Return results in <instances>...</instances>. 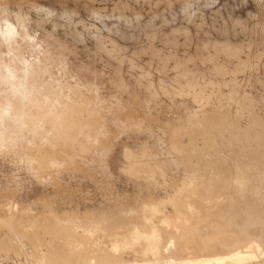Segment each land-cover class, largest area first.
Returning <instances> with one entry per match:
<instances>
[{"label": "rangeland", "instance_id": "rangeland-1", "mask_svg": "<svg viewBox=\"0 0 264 264\" xmlns=\"http://www.w3.org/2000/svg\"><path fill=\"white\" fill-rule=\"evenodd\" d=\"M0 76V264L49 263L82 239L118 259H84L80 247L63 264H143L120 241L159 217L177 221L167 200L179 187L194 192L181 193L185 218L216 225L202 222L225 210L207 181L215 160L228 215L264 208V0H0ZM49 223L77 239L39 227ZM257 249L246 264H264Z\"/></svg>", "mask_w": 264, "mask_h": 264}, {"label": "bare ground", "instance_id": "bare-ground-1", "mask_svg": "<svg viewBox=\"0 0 264 264\" xmlns=\"http://www.w3.org/2000/svg\"><path fill=\"white\" fill-rule=\"evenodd\" d=\"M5 34H7V35H10L11 34V32H9V31H6L5 32ZM16 53V52H15ZM37 67V66H36ZM27 68V67H26ZM31 68V67H30ZM4 71V70H3ZM26 71V70H25ZM18 72V71H17ZM4 74H5V72H4ZM20 74V73H19ZM15 75V74H14ZM29 75V74H28ZM27 75V76H28ZM2 76V78H3V75H1ZM0 76V77H1ZM6 76V75H5ZM7 78V77H6ZM3 80H4V78H3ZM7 80H8V82H9V79L7 78ZM14 80V79H13ZM13 80H11V81H13ZM27 80V79H26ZM1 81V83L3 82L2 80H0ZM5 81H6V79H5ZM4 81V82H5ZM8 82H6L7 84H8ZM12 83V82H11ZM10 83V84H11ZM20 83V82H19ZM25 83V82H24ZM32 83V82H31ZM55 83V82H54ZM18 84V83H17ZM16 83H15V85H17ZM9 85V84H8ZM7 85V86H8ZM32 85V84H31ZM21 85L19 84V88L21 89V87H20ZM5 87V86H4ZM13 87H15V86H13ZM30 87H32V86H30ZM33 87H34V84H33ZM46 87V86H45ZM12 88V87H11ZM17 88H18V86H17ZM17 88H15L16 90H17V93H18V90L19 89H17ZM29 88V87H28ZM49 88V87H48ZM14 89V90H15ZM41 89V88H40ZM43 89H44V87H43ZM8 90H10V89H8ZM27 90V89H26ZM32 90V89H31ZM31 90H29V92L31 93ZM37 91V90H36ZM13 93V92H12ZM16 93V92H15ZM27 93V92H26ZM29 93V94H30ZM45 93V92H44ZM9 94H10V91H9ZM24 94V93H23ZM34 94V93H33ZM43 94V93H42ZM49 94V93H48ZM11 95V94H10ZM15 95V94H14ZM16 95H18V94H16ZM50 95V94H49ZM9 96V95H8ZM20 95H18L17 97H19ZM27 96H28V94H27ZM38 96V95H37ZM15 97V96H14ZM16 97V98H17ZM44 97V96H43ZM46 97V96H45ZM6 98V97H5ZM19 98H21V97H19ZM27 98V97H26ZM52 98V97H51ZM7 99V98H6ZM25 99V98H24ZM39 99H41L42 100V98H39ZM19 100V99H18ZM46 100V99H45ZM52 100V99H51ZM60 100V99H59ZM7 101V100H6ZM12 101V100H11ZM20 101H21V99H20ZM26 101V100H25ZM18 102V101H17ZM28 102H29V100H28ZM27 102V103H28ZM39 102V101H38ZM52 102V101H51ZM29 103H31V102H29ZM33 103V102H32ZM44 103V102H43ZM0 104H2V106H1V109H0V111L3 109L2 107H5L4 105V103H0ZM7 104V103H6ZM20 104V103H19ZM46 104V103H45ZM69 104V103H68ZM9 105V104H8ZM11 105V104H10ZM18 105V104H17ZM28 105V104H27ZM33 105V104H32ZM44 105V104H43ZM42 105V106H43ZM23 106V105H22ZM26 106V105H25ZM36 106H38V105H36ZM50 106V105H49ZM54 106V105H53ZM67 106V105H66ZM30 107V106H29ZM39 107V106H38ZM45 107V106H44ZM60 107V106H59ZM58 107V108H59ZM64 107V106H63ZM68 107V106H67ZM18 108V107H17ZM51 108V107H50ZM65 108V107H64ZM9 109V108H8ZM10 109H12V107H10ZM16 109V108H15ZM14 109V110H15ZM29 109V108H28ZM47 109H48V107H47ZM54 110V108H51V110ZM55 109H57L56 107H55ZM69 109V108H68ZM19 111V110H18ZM33 111V110H32ZM57 111H59V110H57ZM62 111V110H61ZM64 111V110H63ZM2 112V111H1ZM23 112V111H22ZM54 112V111H53ZM70 112V111H69ZM6 113H8V111L6 112ZM15 113V112H14ZM17 113V112H16ZM45 113V112H44ZM48 113V112H47ZM46 113V114H47ZM55 113V112H54ZM61 112H59L58 114H60ZM30 114V113H29ZM216 114H218V113H216ZM216 114L213 116L214 118H215V120H217V118H216ZM220 114V113H219ZM15 115H17V114H15ZM25 115V114H24ZM37 115V114H36ZM48 115V114H47ZM54 115V114H53ZM53 115H52V117H53ZM66 115V114H65ZM42 116V115H41ZM59 116V115H58ZM61 116H62V114H61ZM218 116V115H217ZM223 116V115H222ZM31 117V116H30ZM63 117V116H62ZM65 117V116H64ZM22 118V117H21ZM24 118V117H23ZM61 118V117H60ZM68 118V117H67ZM214 118H212V119H214ZM219 118V117H218ZM1 119H3V118H1ZM31 119H32V117H31ZM38 119V118H37ZM54 120H55V118H53ZM63 119V118H62ZM72 119V118H71ZM222 119V118H221ZM29 120V119H28ZM57 120V119H56ZM65 120V119H64ZM73 120V119H72ZM208 120V119H207ZM223 120V119H222ZM43 121V120H42ZM50 121V120H49ZM52 121V120H51ZM61 121V120H60ZM69 121H70V119H69ZM206 121V120H205ZM210 121H212V120H210ZM31 123H32V121H30ZM38 122V121H37ZM221 124H222V122L221 121H219ZM43 123V122H42ZM56 123V122H55ZM211 123V122H210ZM220 123H218V124H220ZM227 123V122H226ZM35 124V123H34ZM53 124V123H52ZM57 124H59V121L57 122ZM63 125H64V123H62ZM72 124V123H71ZM206 124V123H205ZM214 124H215V122H214ZM220 124V125H221ZM255 124V123H254ZM70 125V124H69ZM207 125H210V124H207ZM225 125V124H224ZM224 125H222V126H224ZM256 125V124H255ZM28 126V125H27ZM58 126V125H57ZM60 126V125H59ZM219 126V125H218ZM226 126V125H225ZM62 127V126H61ZM207 127V126H206ZM54 128V127H53ZM224 128V127H223ZM228 128V127H227ZM255 128V127H254ZM61 129V128H60ZM64 130V129H63ZM38 131V130H37ZM60 131V130H59ZM35 132V131H34ZM43 132V131H42ZM55 132V131H54ZM58 132V131H57ZM201 132V131H200ZM208 132V131H207ZM239 132V131H238ZM64 133V132H63ZM79 133V132H78ZM203 133V132H202ZM206 133V132H205ZM204 133V140H208L209 139V136H210V134L209 135H207V133L205 134ZM241 133V132H240ZM242 134H244V133H242ZM258 134V133H257ZM256 134V135H257ZM57 135V134H56ZM60 135H62V134H60ZM59 135V137H64V136H60ZM65 135V134H64ZM256 135H255V137H256ZM55 136V135H54ZM202 136V138H203V134L201 135ZM243 136V135H242ZM253 136V135H252ZM261 136V135H260ZM52 137V136H51ZM191 137H193V136H191ZM58 138V137H57ZM65 138V137H64ZM239 138H241V136L239 137ZM243 138H244V136H243ZM248 138V137H247ZM247 138H245L244 139V141H245V143L244 144H246L248 141V139ZM250 139H252V138H250ZM58 140V139H57ZM181 140V139H180ZM202 140V139H201ZM210 141H211V139H209ZM243 140V139H242ZM53 141V140H52ZM209 141V142H210ZM252 141V140H251ZM62 142V141H61ZM202 142H203V140H202ZM212 142H213V140H212ZM243 142V141H242ZM57 143V142H56ZM249 143H251V142H249ZM203 144V143H202ZM205 144H207V145H209L207 142L205 143V141H204V145ZM212 144V143H211ZM230 144V143H229ZM248 144V143H247ZM246 144V145H247ZM262 144V143H261ZM240 145V144H239ZM212 146V145H211ZM60 147V146H59ZM180 147H181V145H180ZM183 147V146H182ZM181 147V149L183 150L184 148H182ZM206 147H208L209 148V146H206ZM205 148V147H204ZM180 149V150H181ZM206 150H207V148H205ZM184 151V150H183ZM182 151V152H183ZM200 153V152H199ZM254 155V154H253ZM189 156V155H188ZM256 156V155H255ZM259 156H261V155H257V157H259ZM68 157V156H67ZM190 157V156H189ZM192 157H194V156H192ZM217 157V156H216ZM215 157V158H216ZM196 158V157H195ZM214 158V159H215ZM221 158V157H220ZM249 158V157H248ZM260 158V157H259ZM197 159V158H196ZM262 159V160H261ZM261 159H259V160H261V163H262V161L264 162V158L263 157H261ZM219 160V159H218ZM258 160V161H259ZM42 161V160H41ZM258 161H257V163H258ZM215 162L216 163H214V167L212 168V169H210L211 171H212V175L210 176V174H208L211 178L209 179V178H207V179H209V180H207V181H210V186L212 185V188L210 187V193H211V191H213L214 193H216V194H218L217 196L219 197V195L220 196H225V202H224V200L222 199V203L220 202H218L217 203V205H216V203H214V202H216V197H215V199L213 200L214 202H213V204H215V206H219L218 207V209L220 208V205L221 206H225V210L227 209V212L224 210H220L219 211V215L217 214L216 216H215V214L213 215L214 217H211V216H207V217H205V219H203V217H200V218H202L203 219V223H208V224H211V223H213L214 222V224L216 223V225L214 226L213 224H211V225H205L207 228H206V230L208 229V227H209V229H210V231L208 230V231H201V229H200V226H199V214H198V212H197V214L195 213V215L193 214V216H192V218L189 220V218L188 219H186L185 217L186 216H184L185 215V213H184V210H183V208L181 209V207H183V206H188V202H190V201H187L186 202V199H184L185 200V202L186 203H184V200L181 202V193L183 192L184 194L186 193V194H193L194 192L193 191H188V189H186L185 187H188V186H182V187H179V188H181L180 189V191H178V189L177 190H175L176 191V195L175 196H172L170 199H168L167 200V205H168V202H169V204L170 205H168V206H173L174 207V212L176 213V215L177 216H175V217H172L173 219L175 218V219H177V221H172V220H169L168 218H163V219H160V215L158 216L159 218V222L160 221H163L164 220V222L163 223H161L160 225H158L157 224V226L154 224L153 225V223L151 222V223H148L145 227H141V228H143L142 230H140L139 232L140 233H135V232H137V231H135L134 232V230H133V232L132 233H129V235H127L126 233H125V235H126V237H125V240L126 241H124V242H121L120 241V243H129L130 245H131V250L129 251V252H131L132 251V253H135V254H141V255H143V256H141V257H143L144 258V255L147 257V259L145 258V260L144 261H147L148 263H149V261L150 260H153L152 262L154 263V261L156 260L157 261V259L159 260V261H157V263L158 264H225V263H227V264H246V262H248L249 260H251L253 257H254V255H253V253H251L250 251H249V248H250V246L251 245H253V247L255 248V250H258L257 248L259 247V244L260 245H264V216H262V213H261V215L259 214L260 213V211H263L264 210V208H262V210L260 209V211L258 212V209L256 210H254V208L255 207H253L252 208V206H254V204H248L247 203V205H245L244 207H246V210L247 211H245V210H243V214H244V216L246 217V220H244L243 218H242V213H240L241 211H239V213L241 214L240 215V217L239 216H237V217H233V216H231V215H228L229 214V212H231L230 214H233L232 213V211L231 210H228V209H231L232 207L230 206V204H229V202L227 201V193H228V183H229V179L228 180H225L226 179V176L223 178H221V172H220V170L221 169H223V167H224V165H223V167L221 168V164H222V161H221V159H220V161H216L215 160ZM221 162V163H220ZM201 163H202V161H201ZM200 163V164H201ZM204 163V165L206 164L205 162H203ZM207 164H209L208 165V167L209 168H211L210 166H212V164H211V162L210 163H208L207 162ZM206 164V165H207ZM211 164V165H210ZM135 165V164H134ZM205 165V166H206ZM145 166V165H144ZM199 166H201V167H203L204 169H205V167L203 166V164L202 165H199ZM226 166V165H225ZM249 166V165H248ZM136 167V166H135ZM207 167V166H206ZM207 167V168H208ZM144 168V167H143ZM221 168V169H220ZM228 168V167H227ZM226 168V169H227ZM154 169V168H153ZM137 170H139V169H137ZM155 170V169H154ZM142 171V170H141ZM149 171V170H148ZM156 171V170H155ZM208 171H209V169H208ZM153 172V171H152ZM244 172V171H243ZM209 173V172H208ZM246 173V172H245ZM248 173V172H247ZM246 173V174H247ZM250 173V172H249ZM252 173V172H251ZM144 174H147V173H145V171H144ZM228 174V173H227ZM245 174V175H246ZM151 175H152V173H151ZM225 175V174H224ZM237 175H238V173H237ZM250 174H247V177L249 176ZM214 176H218L219 178H216V179H218V180H216V179H214ZM223 176V175H222ZM252 176V175H251ZM256 176V175H255ZM190 177H192V176H190ZM254 177V176H253ZM193 178V177H192ZM227 178H229L228 176H227ZM238 179V178H237ZM251 179V178H250ZM254 179V178H253ZM151 180V179H150ZM206 180V179H205ZM245 180V179H244ZM248 180H249V178H248ZM252 180V179H251ZM191 181V180H190ZM199 181V180H198ZM207 181H205V182H207ZM233 181V180H232ZM259 181V180H258ZM194 182H196V181H194ZM256 182V181H255ZM198 184H197V186H198V188H200V186H199V184H201L202 183V181H201V183H199V182H197ZM207 183H209V182H207ZM237 183V182H236ZM191 184V183H190ZM205 184V183H204ZM184 185V184H183ZM202 185V184H201ZM233 185V184H232ZM231 185V186H232ZM239 185V184H238ZM192 186H193V184H192ZM208 186H209V184H208ZM192 188H195V186H193ZM191 188V189H192ZM202 188H204V186H202ZM205 188H207V187H205ZM243 188V187H242ZM213 189V190H212ZM194 190V189H193ZM195 190H196V188H195ZM193 192V193H192ZM196 192V191H195ZM236 192V191H235ZM237 193V192H236ZM247 193V192H246ZM258 193V192H257ZM185 194V196H188V195H186ZM215 194V195H216ZM238 195H239V193H237ZM214 195V196H215ZM232 195H233V193H232ZM236 195V194H235ZM237 195V196H238ZM245 195V194H244ZM190 196V195H189ZM213 196V195H212ZM184 197V196H183ZM247 197V196H246ZM186 198V197H185ZM188 198V197H187ZM238 198V197H237ZM190 199V198H189ZM219 199V198H218ZM231 199V198H230ZM243 199V198H242ZM245 199V198H244ZM251 199V198H250ZM241 200V199H240ZM248 200V199H247ZM220 201V200H219ZM198 202V201H197ZM197 202H196V204H197ZM211 202V201H210ZM243 202H244V200H243ZM253 202V201H252ZM162 203H164V202H162ZM161 203V204H162ZM192 203V202H191ZM201 203V202H200ZM209 203V202H208ZM240 203V202H239ZM242 204V203H241ZM166 205V204H165ZM211 205V211L212 212H214V210H213V206L214 205H212V203L210 204ZM258 205V203H256V206ZM171 206V207H172ZM223 206V207H224ZM149 207V206H148ZM147 207V208H148ZM158 207H159V205H158ZM158 207H156V205L152 208V207H149V209H151V210H149V212H148V210H145V211H147V213L149 214V216H148V214H147V216L148 217H150V219H153V218H157V212L159 213V210H160V208L159 209H157ZM163 207V206H162ZM172 207V208H173ZM189 207H191V205L189 206ZM188 207V208H189ZM216 207V208H217ZM244 207H242V209L244 208ZM258 207H259V205H258ZM262 207V206H261ZM194 208V207H193ZM208 208H210V206L208 207ZM257 208V207H256ZM187 208H185V210H186ZM190 209V208H189ZM215 209V208H214ZM223 209V208H222ZM208 211H205V212H209V209H207ZM217 210V209H216ZM236 210V209H235ZM234 210V211H235ZM183 211V212H182ZM210 211V212H211ZM229 211V212H228ZM191 212H193V211H191ZM205 212H203V213H205ZM212 212H211V214H212ZM226 212V213H225ZM236 212L238 213V211L236 210ZM236 212H234V215H238ZM258 212V213H257ZM264 212V211H263ZM173 213V212H172ZM175 213H173L174 215H175ZM236 213V214H235ZM173 214H172V216H173ZM200 214H201V212H200ZM183 215V216H182ZM264 215V214H263ZM146 215H145V217L146 218H148ZM161 216H163V215H161ZM170 216V215H169ZM243 216V217H244ZM165 217V216H164ZM184 217V218H183ZM187 217H189V216H187ZM239 217V218H238ZM143 218V217H142ZM149 219V218H148ZM48 221V220H47ZM126 221V220H125ZM156 221V220H155ZM194 221V222H193ZM49 222V221H48ZM48 222L46 223V224H48ZM51 222V221H50ZM133 222V221H132ZM176 223H178V224H176ZM218 223V224H217ZM145 225V224H144ZM193 225H195V227H191V226H193ZM199 227H198V226ZM201 226H202V224H200ZM214 226V228L215 229H213L212 227ZM38 226V225H37ZM40 226H42V228L44 229V231L45 230H47V227H50L51 229H50V231L49 232H53V231H55V232H57V230H58V232L55 234V237L57 236V238H59L60 237V235L61 234H63V233H60L59 234V237H58V233L59 232H64L65 234H69V230L67 231V229L65 230V229H63V228H61L60 226H58V228H57V226H56V224L55 223H49V225H45V224H42V225H40L39 224V227ZM47 226V227H46ZM89 226V225H88ZM204 226V225H203ZM1 227V226H0ZM20 228V227H19ZM41 228V227H40ZM85 228V227H84ZM88 228V227H87ZM145 228V229H144ZM205 228V227H204ZM62 230V231H60V230ZM101 229V228H100ZM138 229V228H137ZM92 230V229H91ZM114 230V229H113ZM202 230H204L203 229V227H202ZM47 231V232H48ZM101 231V230H100ZM166 231V234H167V232H169V237L167 238V236H168V234L166 235L164 232ZM41 232V231H40ZM47 232H45V233H47ZM90 232V231H89ZM102 232V231H101ZM33 233V232H32ZM35 233V232H34ZM32 234L31 236H29V237H31L32 239L33 238H36V240H37V237L35 236V234ZM73 233V232H72ZM69 234V239L70 238H73V239H77V237L75 236V235H73V234ZM104 233V232H103ZM112 233V232H111ZM116 233V232H115ZM121 233V232H120ZM128 233V232H127ZM50 234V233H49ZM117 234V233H116ZM115 234V235H116ZM163 234H165V235H163ZM45 235H47V234H45ZM51 235V234H50ZM50 235H48V236H50ZM52 235H53V237H54V234L52 233ZM81 235V234H80ZM88 235V234H87ZM117 235H119V234H117ZM123 235H124V233H123ZM122 235V236H123ZM252 236V237H254V240L253 241H255V242H251V241H249L248 243L247 242H244L245 240H246V238H247V236ZM12 236V235H11ZM39 236V235H38ZM110 236V235H109ZM166 238H165V237ZM6 237V236H5ZM4 236H3V238H5ZM113 237V236H112ZM245 237V238H244ZM31 238H29V239H31ZM49 238H51V237H49ZM113 238H115V237H113ZM244 238V239H243ZM1 239V238H0ZM28 239V240H29ZM82 239V238H81ZM116 239V238H115ZM117 239H119L118 237H117ZM116 239V240H117ZM122 239V238H121ZM121 239H119V240H121ZM5 240H7V245L6 246H8L9 248H6L8 251L9 250H11V248H10V246L12 245V242H10L8 239H5ZM12 240V239H11ZM67 240V239H66ZM89 240V239H88ZM111 240V239H110ZM118 240V241H119ZM10 243H9V242ZM32 241V240H31ZM30 241V242H31ZM34 241H35V239H34ZM69 241V240H68ZM80 241V240H79ZM82 241H83V239H82ZM82 241H80L79 242V244H78V241H77V243H74V245L73 246H71V247H69V248H67V250L69 251V252H72V253H78V251L77 250H79L78 248H82V247H84L82 244H83V242L85 243V240L82 242ZM115 241V240H114ZM114 241H112V242H114ZM2 242V241H1ZM0 242V247L2 246V244L4 243V242H2L1 243ZM6 242V241H5ZM33 242V241H32ZM92 242V241H91ZM110 242V241H109ZM111 242V243H112ZM116 242V241H115ZM69 243H71V242H69ZM68 243V244H69ZM246 243V246L244 245ZM49 244H51V243H49ZM72 244V243H71ZM81 244V245H80ZM4 245V244H3ZM43 245V244H42ZM96 245V244H95ZM112 245V244H111ZM110 245V246H111ZM13 246V245H12ZM67 246V245H66ZM115 246V245H114ZM4 247V249H5V246H3ZM17 247V246H16ZM34 247V246H33ZM47 247V246H46ZM68 247V246H67ZM97 248H95L94 246H93V244H90L89 243V245H85V247H84V252H85V256H84V259H87L88 257H89V259H90V257L91 258H94V259H98V260H100V258H105L106 256L108 257V255H110L109 257H112L111 256V253H115V252H113V250H110V249H114V248H112V247H110V249H104V248H101L100 246V248L98 247V246H96ZM50 248V247H49ZM51 248H53V247H51ZM54 248H55V246H54ZM66 248V247H65ZM80 248V249H81ZM116 248V247H115ZM1 249H3V248H0V251H2ZM60 249V248H59ZM117 249V248H116ZM115 249V250H116ZM121 249V248H120ZM46 250V249H45ZM57 250V249H56ZM56 250H54V251H56ZM63 250V249H62ZM114 250V251H115ZM225 250H227V251H225ZM50 251V250H49ZM53 251V252H54ZM63 251H65V250H63ZM67 251V252H68ZM83 251V250H82ZM118 251H119V248H118ZM2 252H7V251H2ZM59 252H61V251H59ZM58 251H57V253H59ZM67 252H66V257H61V254H65V252H61V253H59L58 254V256L57 255H55L56 257H54V255H52V253H51V255L52 256H50L51 258L49 259V260H47L49 263H47V264H63L62 262H65V260H67L66 262H68V259L69 258H71L72 256H68L67 255ZM81 252V251H80ZM82 253V252H81ZM80 253V254H81ZM254 253H255V251H254ZM35 254H36V252H35ZM55 254V253H54ZM135 254H132V256L133 255H135ZM88 255V256H87ZM117 255V254H116ZM138 255V256H139ZM42 256V255H41ZM47 256V255H46ZM87 256V258H85ZM22 257V256H21ZM80 257V256H79ZM108 257V258H109ZM141 257H139V258H141ZM40 258V257H39ZM46 258H48V257H46ZM75 258V257H74ZM81 258V257H80ZM79 258V259H80ZM112 258H114V257H112ZM133 258H137V257H133ZM79 259H78V261H79ZM84 259H83V261L82 262H85L84 261ZM109 259H111V258H109ZM108 259V260H109ZM115 260H117L118 259V257H117V259L116 258H114ZM114 259H112V260H114ZM161 259H164L165 261H160ZM33 260V259H32ZM31 260V261H32ZM43 260V259H42ZM42 260H40V261H42ZM71 260H74V259H71ZM98 260H96V261H98ZM102 260V259H101ZM105 260H107L106 258H105ZM137 260V259H136ZM141 260H142V258H141ZM38 261V260H37ZM80 261H81V259H80ZM111 261V260H110ZM118 261H120V260H118ZM138 261V260H137ZM156 261H155V263H156ZM35 262V261H34ZM44 262V261H43ZM71 262V261H70ZM69 262V263H70ZM81 262V263H82ZM99 262V261H98ZM101 262H103V260L101 261ZM139 262V261H138ZM147 262H145V263H147ZM45 263V262H44ZM45 263V264H46ZM81 263H77V264H81ZM105 263V262H104ZM104 263H102V264H104ZM106 263H107V261H106ZM105 263V264H106ZM110 263V262H109ZM112 263H113V261H112ZM115 263H121V262H115ZM114 263V264H115ZM145 263H143V264H145ZM40 264V263H39ZM83 264V263H82ZM84 264H87V263H84ZM124 264V263H123ZM126 264H129V262H127ZM131 264V263H130ZM134 264V263H133ZM135 264H140V263H135ZM151 264V263H150Z\"/></svg>", "mask_w": 264, "mask_h": 264}]
</instances>
